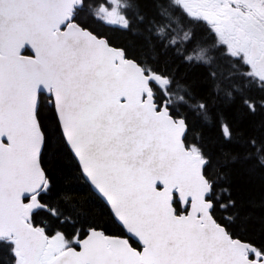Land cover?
I'll return each instance as SVG.
<instances>
[{
    "label": "snow or ice",
    "instance_id": "obj_1",
    "mask_svg": "<svg viewBox=\"0 0 264 264\" xmlns=\"http://www.w3.org/2000/svg\"><path fill=\"white\" fill-rule=\"evenodd\" d=\"M241 169L264 193V0H0V264H264Z\"/></svg>",
    "mask_w": 264,
    "mask_h": 264
},
{
    "label": "trees",
    "instance_id": "obj_2",
    "mask_svg": "<svg viewBox=\"0 0 264 264\" xmlns=\"http://www.w3.org/2000/svg\"><path fill=\"white\" fill-rule=\"evenodd\" d=\"M98 31H105L104 28H98ZM115 43H122L126 42L127 38L122 36L120 33H113L108 32L107 33ZM187 71L189 76L193 79H199L201 77V70L200 69H184L181 68V73ZM209 135H211L209 133ZM237 178L240 182V187L243 192V194L246 197H250L254 199L257 202V212H259V201L264 198V193L261 192L262 187V177L260 172H255L254 174L241 169L240 172L237 173ZM57 188L70 200L73 201H80L83 200L86 196V185L84 181L78 180V181H67L60 179L59 176L57 178ZM91 208V211L96 216L100 217L101 222L106 221V217L101 216V209L96 206H89Z\"/></svg>",
    "mask_w": 264,
    "mask_h": 264
}]
</instances>
